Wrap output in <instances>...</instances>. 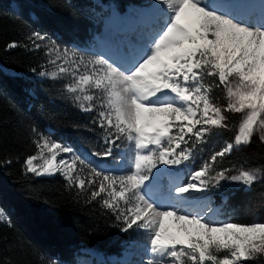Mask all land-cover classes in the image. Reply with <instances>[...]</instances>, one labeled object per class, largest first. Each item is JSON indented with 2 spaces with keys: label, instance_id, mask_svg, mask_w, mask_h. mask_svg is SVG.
Wrapping results in <instances>:
<instances>
[{
  "label": "snow or ice",
  "instance_id": "obj_1",
  "mask_svg": "<svg viewBox=\"0 0 264 264\" xmlns=\"http://www.w3.org/2000/svg\"><path fill=\"white\" fill-rule=\"evenodd\" d=\"M150 9V23L116 56L86 55L30 33L32 50L57 54L50 75L71 77L66 90L100 135L96 150L78 149L33 128L38 151L24 160L26 170L62 174L69 190L98 203L121 231L145 233L147 264L264 257V222L216 219L206 198L222 180L251 186L261 171L231 175L236 165L224 161L254 135L264 143V13L228 0H154ZM230 113L241 114L234 139L202 155L214 134L230 129ZM4 220L12 226L0 208Z\"/></svg>",
  "mask_w": 264,
  "mask_h": 264
},
{
  "label": "trees",
  "instance_id": "obj_2",
  "mask_svg": "<svg viewBox=\"0 0 264 264\" xmlns=\"http://www.w3.org/2000/svg\"><path fill=\"white\" fill-rule=\"evenodd\" d=\"M110 2L124 13L127 4L139 0H0V208L12 222L10 227L0 221V264H75L84 250L118 256L130 240L147 244L142 231H121L98 203H86L69 190L62 174L40 176L24 165L38 151L33 128L78 149H97L100 133L92 127L91 115L76 106L59 79L36 77L47 65L46 49L32 50L27 37L41 32L59 46H86L101 30L100 19L107 12L102 4ZM13 41L21 46L9 49ZM215 94L223 102V93ZM240 119L241 114L230 113V129L214 134L202 155L231 142ZM231 165L261 171L251 186L242 182L219 188L226 194L224 200L216 198L224 218L264 222V143L258 135L226 158L224 167ZM244 264H264V257Z\"/></svg>",
  "mask_w": 264,
  "mask_h": 264
},
{
  "label": "rangeland",
  "instance_id": "obj_3",
  "mask_svg": "<svg viewBox=\"0 0 264 264\" xmlns=\"http://www.w3.org/2000/svg\"><path fill=\"white\" fill-rule=\"evenodd\" d=\"M104 4L105 3H103V6H105ZM152 4H154V0H142V2H140V5L130 4L127 6L131 7L133 9V8H139V7H148V6H151ZM107 6H109V5H107ZM126 9H127V7L125 8V12H126ZM133 11H134V9H133ZM108 12L110 13L109 17H107V18L101 17L100 35L105 37L106 40L110 43V45L115 49V51L118 52V49L120 47L127 44L133 38H137L139 36L140 29L144 28L146 26H140L139 29L137 31H135L134 34H131V33H129V34H126V33L125 34H118V33H116L115 28H112L111 30L106 31L105 30L106 21H108L109 19L115 18V17L119 19L120 15H121V13H119L117 10H114V9H111ZM139 23H141V21H139ZM60 48H65V46H60ZM66 48H68L69 50H75L79 53H83L86 55L87 54H97V53L106 54V52H102L100 50V47L97 46L96 42H91V41H89L86 46H78V47L69 46ZM46 51H47V49H46ZM56 55L57 54L55 52L47 54V65H45L41 69V71H46L49 73V75H46L43 77H45V78L53 77L52 75H50V73L58 70L57 65L60 63V61H56V63H50V61L56 60ZM114 56H116V54H114ZM6 70L11 71L9 69H6ZM38 73H36V77L42 78ZM53 78L59 79L63 83L64 89L67 92L65 85L71 82V77L68 76L67 74H65L64 76H56ZM67 95L72 100L71 95L68 92H67ZM241 169H243V168H239L235 171H232L230 174L231 175H238L239 171ZM243 170H250V169H243ZM256 175L259 178L260 173L256 172ZM241 184H242V182H238V181L222 180L220 182V185H221L220 187H236V186H239ZM220 187L213 188L211 191L206 193V198H207V200H209L211 202V206L216 210L217 215L215 218L226 220L222 214V208L216 202L217 196H220V198L222 200H224L226 198V194L219 191ZM227 222H229V221H227ZM252 222H261V221H259L258 219H254ZM143 234L146 236L145 233H143ZM141 244L142 243L138 240H134V239L130 240L129 244L124 247L121 255H118V256L117 255H108L105 257L100 253L98 254L95 252H89L87 250H84L87 253H85V255L83 257H81L77 261V263H75V264H147V261H148V259L151 258V256L147 250L148 246H143Z\"/></svg>",
  "mask_w": 264,
  "mask_h": 264
},
{
  "label": "bare ground",
  "instance_id": "obj_4",
  "mask_svg": "<svg viewBox=\"0 0 264 264\" xmlns=\"http://www.w3.org/2000/svg\"><path fill=\"white\" fill-rule=\"evenodd\" d=\"M228 2L245 6L246 8L250 9L257 17L261 13H264V0H228ZM104 5L107 6L106 4ZM153 5L154 4L148 7L133 8L134 11L131 7L127 6L126 12L124 11V13H121L119 19L115 17L106 21V27L111 26L117 31H122L123 33L128 34V32L131 30H138L140 26H147L150 23V17L152 15V10L150 8L153 7ZM139 21H141V23H139ZM101 51L108 54L107 51H105L103 45Z\"/></svg>",
  "mask_w": 264,
  "mask_h": 264
}]
</instances>
